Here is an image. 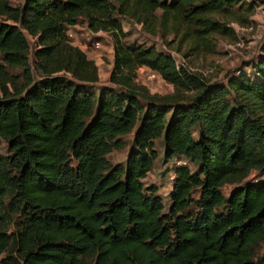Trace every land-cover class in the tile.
Instances as JSON below:
<instances>
[{"label": "trees", "instance_id": "16d2710c", "mask_svg": "<svg viewBox=\"0 0 264 264\" xmlns=\"http://www.w3.org/2000/svg\"><path fill=\"white\" fill-rule=\"evenodd\" d=\"M263 1L0 0V264H264V42L250 71L210 80L128 43L121 21L199 55L235 35L223 12L245 24ZM79 17L111 35L109 84L90 85L97 65L68 38ZM141 65L173 92H142ZM156 138L166 160H185L167 172L166 212L142 180Z\"/></svg>", "mask_w": 264, "mask_h": 264}, {"label": "rangeland", "instance_id": "374dc122", "mask_svg": "<svg viewBox=\"0 0 264 264\" xmlns=\"http://www.w3.org/2000/svg\"><path fill=\"white\" fill-rule=\"evenodd\" d=\"M12 5L22 4L24 0H9ZM228 13V11H227ZM223 12L220 17L228 19V24L233 27L235 35L232 36L222 35L217 40V46L214 52L206 54H187L184 55L183 48L181 51H175L167 47L159 34L145 32L140 23L128 18L121 17L122 25L125 30V39L128 43H142L145 45H154L158 49L171 51L177 62L183 63L190 69L202 73V75L210 80L225 81L227 74H231L236 68L242 67L250 71L251 67L249 61L257 58L261 52L260 48L264 42V1L257 5L253 12L250 14V20L245 24H241L238 20L230 18L232 14ZM79 21L68 27V38L72 44L82 48L86 56L92 59L97 65L98 80L90 84L93 88L102 84H109L108 75L112 65L113 46L112 38L108 31L102 30L101 32L92 31L83 21V17H79ZM31 45L33 39L27 35ZM98 39L99 45L96 47L92 42ZM30 63L33 67V73L37 77L39 72L35 70L34 63L30 54ZM12 72H20L19 67L9 68ZM140 71V72H139ZM136 73L135 82L142 92L166 94L173 92L174 87L171 83L165 81L156 72L155 76L149 77V68H144ZM132 134L128 133L123 135L125 146L119 149H113L108 153V159L114 163L123 161L127 154ZM154 148L157 152V158L154 161L152 168L146 173L142 179L145 185L155 184L157 192L161 195L164 209L166 212L169 206L170 198L168 191L171 182L168 179L167 172L178 160H184L183 157H173L169 160L164 158V145L161 138L154 140ZM0 150L3 153L8 152V145L5 139L2 140ZM192 170L196 165L192 162L189 163ZM255 173V171H253ZM264 176V175H262ZM234 183H224L221 186L222 192L227 195ZM194 197L198 196V191L195 189L192 193Z\"/></svg>", "mask_w": 264, "mask_h": 264}, {"label": "built area", "instance_id": "2783aa9c", "mask_svg": "<svg viewBox=\"0 0 264 264\" xmlns=\"http://www.w3.org/2000/svg\"><path fill=\"white\" fill-rule=\"evenodd\" d=\"M102 31V29H98V30H96L95 32H101ZM99 40L98 39H96V40H94L92 43L94 44V45H96V47L99 45ZM144 68H146L145 66H143V65H141V66H138L137 67V69H136V71H139V70H143ZM151 71L149 72V77L150 76H155V71L154 70H152V69H150ZM140 72V71H139ZM185 162V160H178V161H176V163H184ZM168 179H169V181L171 182V180L173 179V177H174V172L173 171H170L169 173H168Z\"/></svg>", "mask_w": 264, "mask_h": 264}, {"label": "crops", "instance_id": "0c3cea01", "mask_svg": "<svg viewBox=\"0 0 264 264\" xmlns=\"http://www.w3.org/2000/svg\"><path fill=\"white\" fill-rule=\"evenodd\" d=\"M137 72V71H136Z\"/></svg>", "mask_w": 264, "mask_h": 264}]
</instances>
